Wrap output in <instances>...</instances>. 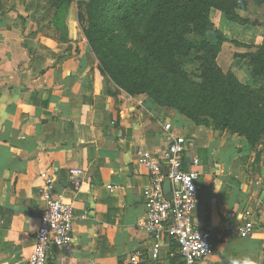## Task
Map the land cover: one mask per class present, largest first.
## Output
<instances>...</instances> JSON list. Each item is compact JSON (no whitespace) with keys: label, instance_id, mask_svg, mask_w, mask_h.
I'll use <instances>...</instances> for the list:
<instances>
[{"label":"crops","instance_id":"1","mask_svg":"<svg viewBox=\"0 0 264 264\" xmlns=\"http://www.w3.org/2000/svg\"><path fill=\"white\" fill-rule=\"evenodd\" d=\"M88 1L70 0L58 9L47 0H0V264H28L43 171L56 174L55 192L74 211L71 249H51L49 264H132L135 254L137 264H184L168 236L153 260V240L138 227L150 180L137 153L166 147L165 123L186 139V165L199 160L194 224L210 230L213 242L199 264L245 258L264 264V183L250 175L247 143L228 131L194 127L145 96L117 93L78 22ZM218 13L213 24L241 44L223 43L218 67L264 90V78L252 76L247 57L264 37L243 39L250 32ZM70 169L83 172L77 192L67 183ZM246 210L253 212L255 229L242 238L237 228Z\"/></svg>","mask_w":264,"mask_h":264},{"label":"trees","instance_id":"2","mask_svg":"<svg viewBox=\"0 0 264 264\" xmlns=\"http://www.w3.org/2000/svg\"><path fill=\"white\" fill-rule=\"evenodd\" d=\"M69 3L47 0L48 7L58 9ZM246 5V0H90L87 8L97 22L110 11L112 21H119L163 71L164 79L154 87L123 72L137 93L149 91L157 104L177 109L196 124L211 121L217 130L243 136L250 149L264 141V90L252 89L218 67L222 44H241L228 40L210 19L217 10L230 22L234 8ZM247 57L252 76L264 78V41Z\"/></svg>","mask_w":264,"mask_h":264},{"label":"built area","instance_id":"3","mask_svg":"<svg viewBox=\"0 0 264 264\" xmlns=\"http://www.w3.org/2000/svg\"><path fill=\"white\" fill-rule=\"evenodd\" d=\"M163 129L169 136L166 147L157 154L145 150L137 153L138 161L147 169L150 180L149 186L143 190L145 212L138 227L153 240L150 251L153 260L159 258L161 241L168 236L176 243L184 264H199L213 249L211 231L194 224V212L199 202V160L192 158L187 166L186 139L172 135L170 123H165ZM82 175L83 172L79 169L68 171L67 183L72 191L79 190ZM39 179L42 210L28 264H49L52 246L70 250L73 242L74 211L72 205L64 202L62 196L55 192L56 174L43 171L39 174ZM165 181L170 184V200L164 194ZM107 190L112 192L114 187L107 186ZM243 219V225L237 228V234L246 238L255 229L253 212L246 210ZM130 262L137 264L139 255H133Z\"/></svg>","mask_w":264,"mask_h":264},{"label":"rangeland","instance_id":"4","mask_svg":"<svg viewBox=\"0 0 264 264\" xmlns=\"http://www.w3.org/2000/svg\"><path fill=\"white\" fill-rule=\"evenodd\" d=\"M246 3V9L244 10L234 8V20H231L230 23L233 27L239 29V31H241L243 27L244 30L250 32L245 38L243 36L245 40L248 39L250 41L256 38L259 39V36L264 37V0H246ZM87 4L88 3L84 5L83 12L78 15L80 28L89 48L98 60L100 73L104 78L110 81L117 93H123L131 97L145 96L147 100L160 109H167L178 114L183 119L189 121L194 127H202L216 133L228 131L217 130L211 121L196 124L191 119L181 114L177 109L157 104L149 91L137 93L136 91H138V89L130 79H127L128 74L132 79L134 77H139L142 79L144 85L146 80L147 83H151L154 87L155 83L158 85L159 82L164 79L163 71H160L156 62L145 55V52L140 51L137 47V42H134L135 37H130L127 30L121 26L119 21H112V14L110 11H108L109 13L106 14L104 18H100L97 22L94 20V17H92L94 12L91 14L89 13ZM218 12L217 10H212L210 12L211 21H216L215 15H217ZM220 14L223 20L227 19L225 15L222 13ZM239 34L237 35L241 37L242 35ZM141 35L142 34L139 32L136 37ZM123 72L128 73L124 74L126 78L123 76ZM115 79L117 81L123 80L124 83L128 81V84L121 85V83H117ZM230 134L242 138L247 143V154L250 157L248 161L250 175L253 176L257 182L264 183V141L260 142L262 146L258 145L255 148L249 149L248 142L243 136L236 133Z\"/></svg>","mask_w":264,"mask_h":264},{"label":"water","instance_id":"5","mask_svg":"<svg viewBox=\"0 0 264 264\" xmlns=\"http://www.w3.org/2000/svg\"><path fill=\"white\" fill-rule=\"evenodd\" d=\"M163 190H164V194L166 195L167 200H170L171 199V195L169 194V192H170L169 181H165L164 186H163ZM51 249H54V246H52Z\"/></svg>","mask_w":264,"mask_h":264},{"label":"clouds","instance_id":"6","mask_svg":"<svg viewBox=\"0 0 264 264\" xmlns=\"http://www.w3.org/2000/svg\"><path fill=\"white\" fill-rule=\"evenodd\" d=\"M233 264H253V261L251 259L245 258L243 260L233 261Z\"/></svg>","mask_w":264,"mask_h":264}]
</instances>
